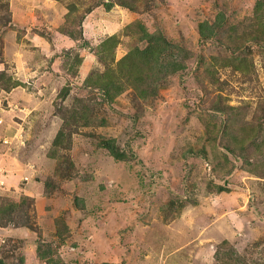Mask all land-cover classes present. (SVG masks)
Listing matches in <instances>:
<instances>
[{
  "label": "rangeland",
  "instance_id": "obj_1",
  "mask_svg": "<svg viewBox=\"0 0 264 264\" xmlns=\"http://www.w3.org/2000/svg\"><path fill=\"white\" fill-rule=\"evenodd\" d=\"M258 1L0 0L4 264H264Z\"/></svg>",
  "mask_w": 264,
  "mask_h": 264
},
{
  "label": "trees",
  "instance_id": "obj_2",
  "mask_svg": "<svg viewBox=\"0 0 264 264\" xmlns=\"http://www.w3.org/2000/svg\"><path fill=\"white\" fill-rule=\"evenodd\" d=\"M259 6H264V0H259L258 1V4H257V7H259ZM212 29H214V27L212 28ZM148 36V35H147ZM146 36V38H148ZM209 36H211V35H209ZM150 39V38H149ZM144 55H146V51H144ZM251 201L253 202V199L251 198ZM253 204V203H252ZM15 206H17V205H15V204H12L11 205V207H15ZM10 211V210H9ZM0 264H4V262H3V260L2 259H0Z\"/></svg>",
  "mask_w": 264,
  "mask_h": 264
}]
</instances>
